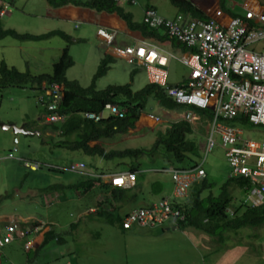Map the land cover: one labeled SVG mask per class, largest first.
<instances>
[{
  "label": "rangeland",
  "instance_id": "374dc122",
  "mask_svg": "<svg viewBox=\"0 0 264 264\" xmlns=\"http://www.w3.org/2000/svg\"><path fill=\"white\" fill-rule=\"evenodd\" d=\"M4 1L2 3L8 5L7 10L10 12L0 15L2 28L36 36L52 30H62L73 40L75 38L76 41L69 45L73 64L66 70V77L77 80L84 87L91 83L97 68L105 58L102 56L99 59V48L102 45L96 37V29L86 30L87 26L84 24L62 21L52 13V8L46 0ZM139 1L141 5L148 2ZM199 1L200 5L197 6L206 14H216L214 8L219 7L218 0ZM259 1L264 4V0ZM150 2L157 6L161 14L177 12L169 0ZM244 2L246 1L226 0V6L241 12ZM248 3L250 7L257 6L256 0H249ZM120 4L134 13L135 21H141L139 6H128L125 0H121ZM66 43L62 35L37 39L4 38L0 40V66L5 62L8 67L14 66L23 72L51 73L53 64L61 57ZM172 54L180 55L176 50H173ZM167 70L170 83L184 81L190 71L178 58H171ZM132 71H135V74L131 83ZM128 83H131L133 91H137L149 82L141 66L116 58L108 71L97 79L96 87L104 89L108 85ZM40 92L35 85L25 88L0 87V122L15 124L17 127L27 123L25 132L19 133H14L12 128L5 129L0 126V218L14 216L13 221H16L17 225L21 221L20 216L37 218L44 222L42 232L48 227L46 225L48 222L54 225L57 233L65 236L62 243L49 241L38 253L43 260L36 261L37 258L34 256L36 259L35 263L33 261L34 264H264V223L234 230L219 228L215 237L194 227L175 229L168 225L163 227L133 225L130 229H122L117 223H108L104 217L91 215L93 209L88 210L83 205L80 192L67 188L68 185L77 183L88 175L69 171L66 167L73 161L84 160L89 165V167L86 165V170L96 171V166L104 167V161L78 150L73 152L54 145L60 135L56 134L50 124L40 123L39 118L42 121L45 118L39 101ZM188 111L200 117L197 122H192L193 133L190 138L196 142L202 153L201 163L208 173V178L217 183L213 191L218 194L220 185L230 174V167L218 135H215V144L208 153L203 152L213 127L212 120L204 113L205 111L183 106L178 109L182 117L180 114L173 116L170 111L159 105L154 96H150L143 113L160 117V122L154 124L151 119L143 116L137 123L140 125L145 119L148 128L140 127L131 133L128 131L126 134H118L107 146L111 145L110 147L116 149L150 148L154 145L158 133L165 131L169 122L183 119V114ZM238 127L242 130L243 138L264 140V126L246 124ZM33 130L37 132H32ZM47 132H50L51 136H48ZM10 152H13L14 158L7 157ZM122 160L140 163L137 181L142 184L144 190L142 195L139 193L128 200L125 210L143 206L157 199L159 195L151 191L155 182H160L164 186V193H171L173 180L169 169L174 165L165 157V149L160 147L151 154L125 157ZM25 161L38 162L42 166L35 171L28 168ZM50 167L63 170H50ZM126 167L123 165L121 168L127 169ZM53 186L56 188H50ZM54 193L59 196L58 202L45 204L42 201L43 196L48 199ZM240 195L243 196L244 193ZM240 195L236 200V206L240 204L238 202L241 200ZM100 196L104 198L106 195L99 194L98 197ZM230 211H234L233 208H230ZM8 223L9 221L0 220V232H3V226ZM71 224L76 226L72 228ZM23 225H18L17 233L20 235H22L20 232L27 228V224ZM40 236L39 234L37 240H33L36 233L32 237L23 236L1 248L4 254L0 258V264H23L26 257L25 252L22 253L24 241L30 243L29 248H37L44 239Z\"/></svg>",
  "mask_w": 264,
  "mask_h": 264
},
{
  "label": "trees",
  "instance_id": "16d2710c",
  "mask_svg": "<svg viewBox=\"0 0 264 264\" xmlns=\"http://www.w3.org/2000/svg\"><path fill=\"white\" fill-rule=\"evenodd\" d=\"M46 1L51 8L73 5L89 8L99 13H117L127 22L131 30L140 31L146 39L154 42L171 44L175 48L186 50L182 44L170 38L163 30L152 28L144 23V21H134L133 14L130 11H127L124 6H121L115 0ZM147 1L148 2L144 4V9L148 7L155 8L150 3L151 0ZM169 1L176 7L178 14L183 15L186 19H210V17L191 0ZM135 2L136 3L127 1L130 5L141 6L139 0H135ZM219 2L222 10L229 15L237 16L239 14L234 13L231 9L227 8L226 0H219ZM3 5L4 4L1 2L0 10ZM54 35H62L67 43L63 49L61 57L53 64L51 73L32 74L29 71L23 72L14 66L8 67L5 62H2L0 66V87L18 86L20 88H25L30 85H35L36 88L41 90L39 101L42 105L43 112L46 113L45 103L47 97L43 85L58 82L64 86L63 98L59 101L58 112L66 114L67 117L63 122L49 125L60 135L58 140L54 143L55 146L73 152L78 150L82 153L101 158L104 161V167L101 168L96 166L97 170L94 171V173L99 174L100 176L123 171L137 173L141 168L139 162L136 161V163L122 159L125 157H140L141 154H151L154 151L159 150L160 147L165 149V157H167V160L174 165L172 168L176 170L191 169L201 163L202 153H200L196 142L190 138V135L193 133V126L189 121L184 119L170 122L165 131H160L158 133L154 145L150 148L116 149L105 144V142H110V140L114 139L116 135L126 134L129 129L135 127V124L139 120L142 111L145 109L150 96H154L162 107L176 110L183 107L169 98L158 85L148 83L137 91L132 90L131 83L124 85H108L104 89H97V79L103 76L110 68L111 63L114 62L111 56L106 55L100 66L97 68L91 83L84 87L77 80H71L66 77V70L73 64L72 56L69 54V45L72 43V38L69 34L62 30H52L46 34L36 36L29 33L22 34L14 29H4L0 26V40L7 37H13L16 39H37ZM134 74L135 71H132L131 81L133 80ZM108 103L118 104L120 105V108H125L127 110L125 116L118 117L110 114L104 116L103 119L98 122L84 116L85 112L103 111L105 105ZM192 108L205 111L204 113L213 120V115L210 110L198 107ZM221 119L224 120L225 124L236 127L244 126L246 124L253 125L248 117L244 115H237L230 120ZM85 165L89 167L87 162H85ZM123 165H126L128 168L126 167L127 169H122L121 167ZM41 166L42 165L39 164V168H41ZM50 170L61 171L63 168L50 167ZM164 170L168 171L166 169ZM205 172L206 174L203 178H200L189 186L187 196L178 199L174 197L171 198L172 206L181 209L185 216L183 219H176L173 221L172 219H169L167 222L176 224L180 229L194 227L215 237L218 235L217 231L219 228L222 230H234L248 225L257 226L260 223H264V206H250L245 201L247 192L246 187L249 186V181L247 179L243 176H233L229 174L225 181L220 185L219 193L215 194L213 189L217 183L210 180L206 170ZM84 174L88 175V177L77 183L68 185L67 188L74 190L75 192H80L79 194L82 195L81 202L83 205L87 207L88 210L93 208V211L90 213L91 215L104 217L108 223H117L122 229H126L123 227V221L125 217L136 208L125 210V205L128 200L133 199L139 195V193L141 195L143 194L144 190L142 184L136 180V184L133 187L122 188L112 185L111 182L106 181L103 177L101 178L82 173V175ZM50 188L56 187L53 186ZM163 189L164 186L160 182L153 183L151 191L152 193L159 195L156 201L161 200L165 196H171V193H164ZM240 193H244V195L239 201L240 204L236 206L235 203L236 200L239 199L238 196ZM99 194H104L106 196H104V198H102L103 196L98 197ZM48 199L43 196L42 201L47 204ZM148 203L149 204L145 203L143 206L137 208L150 207L154 202L150 201ZM230 208H233L234 211L229 212ZM241 210L243 211L241 212ZM19 224L23 223L19 222ZM39 224L41 223H27V228H34ZM24 225L26 226V224ZM46 225L48 227L44 229V239L39 247L35 249H27L25 247L27 241H24V251H22V253L25 252L24 255L26 257L23 264H34L36 261L40 262L43 260L39 257L38 253L41 252V249L45 248L49 241L53 240L58 243L65 241V236L61 233H57L53 224L47 223ZM75 226L76 225L71 224L72 228ZM40 231L42 232V229H40ZM2 233L3 232L1 231L0 235ZM32 233L33 232L30 233V237L33 236ZM23 236L24 235H20L16 232L13 240L22 238ZM10 243H7L6 245ZM31 250H33V257L31 256ZM1 252L2 254H0V258H2L4 254V251ZM34 256L37 260L34 259Z\"/></svg>",
  "mask_w": 264,
  "mask_h": 264
},
{
  "label": "built area",
  "instance_id": "2783aa9c",
  "mask_svg": "<svg viewBox=\"0 0 264 264\" xmlns=\"http://www.w3.org/2000/svg\"><path fill=\"white\" fill-rule=\"evenodd\" d=\"M126 1L136 3L135 0ZM7 7V4L3 5L1 16L8 11ZM143 21L152 28L163 29L170 38L185 46L187 52L178 56L143 41L121 48L122 57L144 66L149 80L162 85L166 95L175 102L211 111L213 127L204 152L207 154L214 146V137L218 135L225 149L230 174L243 176L250 182L247 202L251 206L264 205V140L243 138L238 126L225 124L221 119L230 120L244 115L253 125L264 126V46L261 50L257 48L258 43L264 42V12L247 9L245 15L232 16L223 22L216 18L186 19L181 14L166 18L159 15L155 8L148 7L144 9ZM97 33L108 45L113 44L117 35L114 30L104 28H99ZM171 58H178L191 69L190 78L184 85L167 83V67ZM63 91L64 86L58 82L45 85L46 123H59L66 119V114L58 112ZM106 110L107 115L118 117H124L127 111L109 103L105 105V110L85 112L84 116L98 122L106 116ZM184 118L190 122L196 119L190 111L186 112ZM8 157L12 158L14 154L10 152ZM26 165L32 169L38 167V164ZM84 168V163H72L68 167L71 171ZM169 171L173 180L171 196L163 197L150 207L131 211L123 221L124 228L129 229L134 224L157 227L163 226L169 219L184 218L182 210L172 206L171 198L187 196L189 186L203 178L206 172L202 163L191 169L171 168ZM105 178L114 186L130 188L135 185L136 172L123 171ZM42 227L43 224H39L20 233L27 236L31 232L38 233ZM17 231L16 221L6 224L0 235V248L12 242ZM27 242L25 247L28 249L30 243Z\"/></svg>",
  "mask_w": 264,
  "mask_h": 264
},
{
  "label": "crops",
  "instance_id": "0c3cea01",
  "mask_svg": "<svg viewBox=\"0 0 264 264\" xmlns=\"http://www.w3.org/2000/svg\"><path fill=\"white\" fill-rule=\"evenodd\" d=\"M192 1L196 5H200V1L199 0H192ZM245 1L246 2H244V8H243V10L241 12L236 11V10H232L229 7H227V8L228 9H231L234 13H239V14L245 13L247 9H254L257 13L264 12V4H262L259 0H256L257 6H254V7L248 6L249 5V3H248L249 0H245ZM218 2H219V0H218ZM150 3L158 11L157 6L154 5L152 2H150ZM202 3H203V1H202ZM126 4L128 6H131V7L133 6V5L128 4L127 1H126ZM120 5L123 6L122 4H120ZM203 5H204V3H203ZM143 7H145V5H141L138 8L139 11H140V13H141V21H143V13H144V8ZM125 9L127 11H130L133 14V19H135L134 18V13L131 10L127 9V8H125ZM214 9L216 10V14H213V15H210V16L215 17L216 19H219L220 21H223V22H227L228 21V18L230 17V15L227 12H225L224 10H222V8L220 7V2H219V7H216ZM51 11H52V13L55 16H58L64 22H78V23L84 24L85 26H87L85 28L86 30H90L89 28L96 29V37L101 41V45H102V47L100 46V48H99V52H100L99 59L102 58V56L109 55V56H111L113 58L114 62H115L116 58H121V59H124V60L130 62V60L125 59L124 57H122L121 48L125 47L126 45L139 44V43H141L143 41H147V42L156 44V45H158V47H160L161 49H163L165 51H168V50L169 51L176 50V51H178L181 54V53H186L187 50H188L185 46L184 47L186 48V50H181L179 48L173 47L171 44L159 43V42H154L152 40L146 39L141 34L140 31H138V30H131L129 28L127 22L124 19H122L117 13H108V12H100L99 13V12H95L94 10H91L89 8H84V7H79V6H73V5H67V6H63V7H60V8H52ZM177 14H178V10H177L176 13L171 12V13H165V14H161V15H163L165 17L171 18V17H175ZM99 28H104V29H107L109 31L110 30H114L117 33L116 38H115V41L113 42L112 45H108L98 35L97 31H98ZM80 39H81V37H80ZM82 39H84V38H82ZM75 41H76L75 38H74V40L72 39V42H75ZM263 46H264V42H261V43L258 44V47L257 46L256 47L261 50L263 48ZM132 62H134V61H132ZM139 66H141L143 68V70H144V72H145V74L147 76V70H146V68L144 66L140 65V64H139ZM189 70H191V69L189 68ZM189 78H190V71H189V75L184 79V81L179 82V83H170L169 82V77L167 76V83L170 84V85H184L185 82ZM162 108H164L165 110L170 111L173 114V116L174 115H177V114H180L181 115V112L178 113V111L176 109H170V108H165V107H162ZM174 111H176V112H174ZM192 115L194 117H196L195 113H192ZM143 116H146L147 118L151 119L153 123L156 121V118L155 117H153V118L152 117H149V116H152V115H150V114H147L146 115L144 113H141L140 120L142 119ZM173 116H171V117H173ZM181 117H182V115H181ZM198 118H200V117H198ZM39 120H40V123L41 124L44 122V121H42L41 118H39ZM140 120H139V122H140ZM147 124L148 123L145 121V119L143 120V122L140 125H138V123L136 122L135 127L132 128L131 130L129 129V133H131V131H135L136 128H140V127L141 128H148V127H146ZM23 125H25V127H26V122ZM152 126H150V127H152ZM46 134L48 136H50V133L49 132H47ZM110 142H105V144H109ZM109 146H111V145H109ZM80 161H82V162L85 163L84 160H80ZM38 169H39V166H38V168L32 169V170L37 171ZM89 172L90 173H94V171H91V170H89ZM155 201H156V199L152 200V202H155ZM56 202H58V194L54 193L53 196L50 197L47 200V204H50V203L53 204V203H56ZM147 204H149V203H147ZM91 209H93V208H91ZM242 211L243 210H241V212ZM2 217L3 218L2 219L0 218V220H2L3 222L4 221H9V223H12L14 216H8V217L7 216H2ZM19 219L21 220L20 222H22L23 224L33 223V222L34 223L35 222H40L41 224L42 223L44 224V222H42L43 220H38L37 218H33V217H29V216L28 217H22V216H20ZM18 225L20 226V224H18ZM165 225H168V227L172 226V228L173 227H176L175 229L178 228L177 225L174 224V223H172V222L165 223L163 226H165ZM168 230H169V228H168ZM34 234H33V236H34ZM39 234L41 235L40 237L43 239L44 238L43 232H41ZM39 234H37L36 237L33 240H35L39 236ZM34 249H35V247H34ZM1 251L2 250L0 249V252ZM13 263H15V262L13 261Z\"/></svg>",
  "mask_w": 264,
  "mask_h": 264
},
{
  "label": "clouds",
  "instance_id": "9594fccd",
  "mask_svg": "<svg viewBox=\"0 0 264 264\" xmlns=\"http://www.w3.org/2000/svg\"><path fill=\"white\" fill-rule=\"evenodd\" d=\"M192 1V0H191ZM129 2V1H128ZM193 2V1H192ZM194 3V2H193ZM118 4H120V3H118ZM195 4V3H194ZM263 4V3H262ZM196 5V4H195ZM197 6V5H196ZM3 7V6H2ZM2 7H1V9H2ZM204 7V6H203ZM156 9V8H155ZM201 9V8H200ZM8 12H10V11H8ZM158 12V11H157ZM158 14L159 15H161L159 12H158ZM208 15V14H207ZM243 16V15H245V13H242V14H238V16ZM161 16H163V15H161ZM210 18H215V17H212V16H210V15H208ZM163 17H165V16H163ZM230 17H232L231 15H230ZM166 18H169V17H166ZM171 18H174V17H171ZM145 23V22H144ZM161 30H163V29H161ZM164 31V30H163ZM165 32V31H164ZM166 33V32H165ZM168 71V70H167ZM147 79H148V82L150 83V84H155V85H158L160 88H162V90H163V92L165 93V91H164V88H163V86L162 85H160V84H157V83H153V82H151L150 80H149V78H148V75H147ZM187 82V81H186ZM185 82V83H186ZM131 83H132V81H131ZM148 84V83H147ZM140 90V89H139ZM166 94V93H165ZM170 98V97H169ZM174 101V100H173ZM177 103V102H176ZM109 104V103H108ZM178 104H180V105H182V106H186V107H193V106H190V105H187V104H181V103H178ZM118 105V104H117ZM120 106V105H119ZM104 110H105V107H104ZM178 111V110H177ZM174 112H176V111H174ZM191 112V111H190ZM142 113H143V111H142ZM192 113V112H191ZM145 114V113H144ZM186 114V112L183 114V119L184 120H186L185 118H184V115ZM45 115H46V113H45ZM105 115H107V114H105ZM147 115V114H146ZM151 115V114H150ZM196 115V114H195ZM149 117H157V120L155 121V123L156 122H160V117H158V116H155V115H152V116H149ZM141 118V117H140ZM140 118H139V120H140ZM196 119L194 120V121H189L192 125H193V123L192 122H197V120H198V116L196 115V117H195ZM138 120V121H139ZM43 121H44V123L45 124H47V125H49L50 123H46L45 122V118L43 119ZM186 121H188V120H186ZM172 122V121H171ZM154 123V124H155ZM170 123V122H169ZM51 124H53V123H51ZM153 124V125H154ZM136 125V124H135ZM26 128V127H25ZM132 129V128H131ZM130 129V130H131ZM32 132H37V130L35 131V130H33ZM50 133V132H49ZM57 134V133H56ZM51 136V135H50ZM203 152H204V148H203ZM13 153V152H12ZM8 155H9V153H8ZM8 155H7V157H8ZM8 158H10V157H8ZM12 158H14V157H12ZM26 163H29L30 165H33V164H38V166H39V163H35V162H29V161H25V165H26ZM72 163H84V162H82V161H73V162H71L70 164H72ZM70 164L66 167L67 169H68V167L70 166ZM85 164V163H84ZM28 168H30V169H32L30 166H27ZM38 168V167H37ZM85 168H86V165H85ZM83 169V170H81V171H73V172H77V173H87L88 172V174H90V175H92V176H96V177H103L106 181H108L107 179L108 178H105L107 175H110V174H107V175H99V174H96V173H90L89 172V170L87 169ZM69 170V169H68ZM86 170V171H85ZM170 170V169H169ZM69 171H71V170H69ZM81 173V174H82ZM246 179V178H245ZM136 180H137V173H136ZM248 180V179H247ZM249 181V180H248ZM135 184H136V182H135ZM249 184H250V182H249ZM249 187V186H248ZM247 188V187H246ZM247 191V190H246ZM246 195H247V192H246ZM246 202H247V200H245ZM248 203V202H247ZM249 204V203H248ZM250 205V204H249ZM251 206V205H250ZM261 206H264V205H261ZM229 212H232V211H229ZM44 225V224H43ZM42 229V228H41ZM41 232V231H40ZM40 232H38V233H36V235L37 234H39ZM34 234V233H33ZM31 235V234H30ZM30 235H27V236H29L30 237ZM32 237V236H31ZM1 249V248H0Z\"/></svg>",
  "mask_w": 264,
  "mask_h": 264
},
{
  "label": "water",
  "instance_id": "95a60500",
  "mask_svg": "<svg viewBox=\"0 0 264 264\" xmlns=\"http://www.w3.org/2000/svg\"><path fill=\"white\" fill-rule=\"evenodd\" d=\"M0 126H2L5 129L12 128L14 133H19V132H25V125L22 124V126L17 127L15 124H4L0 122ZM16 140V139H15ZM176 228V227H173Z\"/></svg>",
  "mask_w": 264,
  "mask_h": 264
}]
</instances>
